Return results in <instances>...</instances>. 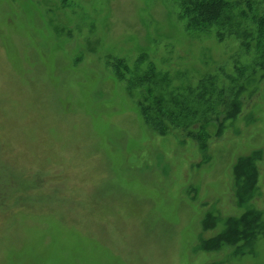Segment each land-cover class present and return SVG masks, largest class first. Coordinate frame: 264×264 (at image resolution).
Segmentation results:
<instances>
[{
    "label": "rangeland",
    "instance_id": "rangeland-1",
    "mask_svg": "<svg viewBox=\"0 0 264 264\" xmlns=\"http://www.w3.org/2000/svg\"><path fill=\"white\" fill-rule=\"evenodd\" d=\"M185 1L0 0V264H264V234L201 246L248 210L264 224V0L199 25ZM159 96L188 120L157 119Z\"/></svg>",
    "mask_w": 264,
    "mask_h": 264
},
{
    "label": "trees",
    "instance_id": "trees-1",
    "mask_svg": "<svg viewBox=\"0 0 264 264\" xmlns=\"http://www.w3.org/2000/svg\"><path fill=\"white\" fill-rule=\"evenodd\" d=\"M237 1L241 2V0ZM182 5L184 6L183 9H185V12L188 13L191 17L190 22L192 21L193 23H198L197 25L203 23L209 24L214 21L220 20H226L227 22L230 19L229 17L231 16V6L229 0H186L184 4L182 3ZM258 23L262 25L261 27H263L264 17L258 18ZM134 81H137V79H134ZM144 81L149 82L148 79H145ZM132 87L133 84L130 85V88ZM203 90H205L206 94L209 95L210 102L212 92L209 91H213L214 89L205 85L203 87ZM236 103V101H233L231 104L234 105L233 109H230L226 112V120L233 119V116L237 115V109L235 107ZM155 104V110L156 113H158L157 119H160L162 122L165 120V115L168 116L169 119L176 121L182 119L186 122L189 118V115L187 113L188 111L182 104V101L178 102L174 100L173 102L171 101L170 104H167L159 96L156 97ZM236 105L238 106V104ZM213 110L214 107L212 106V103L208 104L203 111V116L205 117L208 111L213 114ZM161 113H163V115H161ZM143 115L148 125L153 126V123H156L155 125H157L158 127L161 126L157 119H154L153 117L154 110L152 108V104H148L143 109ZM205 130V132H207V129ZM162 131L164 132L165 130ZM205 132H203L202 130L196 133L198 139H204V136H206ZM256 156H258V154H256ZM234 175L236 181V196L238 199V203L240 206H244L249 202L250 198L252 197L258 178V171L254 164L253 157L250 156L242 158L234 168ZM212 216L205 218L206 220L204 221V224L205 228L207 229L215 228L217 224L216 217L213 216V218ZM261 234H264V224L262 222V215L258 211L251 209L244 212L239 217H230L226 219L224 230H222L214 238H211L208 241H203L201 243V246L202 249L205 251H215L219 250L224 245H230L236 249V253H240L242 256H244L245 248H248V250H250L249 252H252L254 242Z\"/></svg>",
    "mask_w": 264,
    "mask_h": 264
}]
</instances>
